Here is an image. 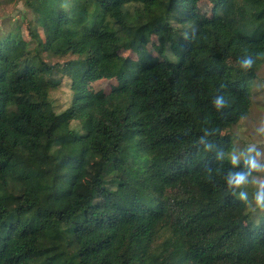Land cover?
Wrapping results in <instances>:
<instances>
[{
  "label": "trees",
  "instance_id": "16d2710c",
  "mask_svg": "<svg viewBox=\"0 0 264 264\" xmlns=\"http://www.w3.org/2000/svg\"><path fill=\"white\" fill-rule=\"evenodd\" d=\"M199 1L24 0L31 17L0 30V264H264V211L198 143L213 129L228 151L248 115L263 60L244 73L237 59L264 51V0H209L208 15ZM112 78L107 94L87 87Z\"/></svg>",
  "mask_w": 264,
  "mask_h": 264
},
{
  "label": "rangeland",
  "instance_id": "374dc122",
  "mask_svg": "<svg viewBox=\"0 0 264 264\" xmlns=\"http://www.w3.org/2000/svg\"><path fill=\"white\" fill-rule=\"evenodd\" d=\"M211 3L209 0H201L197 3V11L201 14L208 15L210 13ZM21 15H25L27 18L31 17V14L24 6V0H0V30L4 32L9 27H13L20 23ZM158 42L155 36L147 44L146 51L147 56L160 59L159 53L156 51ZM121 56H128L132 60L138 58L129 47H123L119 50ZM165 55H169V51H164ZM170 56V55H169ZM74 56L66 55L65 57H51L44 55V60L50 64L58 63L73 59ZM54 78L59 80L57 88L53 89L49 93L50 100L56 110H62L69 105L71 99V90L69 87L70 80L61 71L54 74ZM121 80L118 79H100L94 82L88 83V89L97 95H104L109 92L113 87H119ZM247 88L251 92L252 101L248 112V115L240 119L233 127L229 129L232 134V145L229 150L237 149L242 150L250 143H257L261 151H264V138H261L255 134V128L258 123L264 120V60L258 66L256 70V77L247 83ZM228 150V151H229ZM260 175V174H255ZM260 212V211H256ZM167 232H161L158 240L161 241Z\"/></svg>",
  "mask_w": 264,
  "mask_h": 264
},
{
  "label": "clouds",
  "instance_id": "9594fccd",
  "mask_svg": "<svg viewBox=\"0 0 264 264\" xmlns=\"http://www.w3.org/2000/svg\"><path fill=\"white\" fill-rule=\"evenodd\" d=\"M185 38H188L187 33H185ZM245 53L244 56L237 59V65L244 73L250 72L258 60H264V51L249 53L246 48ZM225 87V84L220 85L221 89ZM212 104L217 112H221V115H223L221 110L228 106L222 94L217 95ZM255 134L264 138V120L260 121L256 126ZM214 135L215 130L204 129V134L199 137L198 143L203 146L204 151L215 152L217 160L227 159L230 165L224 176L227 190L231 195L237 196V199L247 209L253 212L264 211V151H261L257 143H250L242 150H217L216 145L207 139L208 136ZM241 161L243 166L238 168L237 166L241 164ZM205 168L206 175L211 179L212 167L206 165ZM249 187L252 188L251 199L249 198V192L246 190Z\"/></svg>",
  "mask_w": 264,
  "mask_h": 264
}]
</instances>
